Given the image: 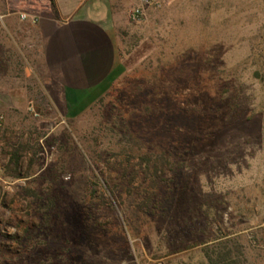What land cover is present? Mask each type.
Listing matches in <instances>:
<instances>
[{"label": "rangeland", "instance_id": "1", "mask_svg": "<svg viewBox=\"0 0 264 264\" xmlns=\"http://www.w3.org/2000/svg\"><path fill=\"white\" fill-rule=\"evenodd\" d=\"M137 5L82 113L4 99L0 264H264V0Z\"/></svg>", "mask_w": 264, "mask_h": 264}, {"label": "crops", "instance_id": "2", "mask_svg": "<svg viewBox=\"0 0 264 264\" xmlns=\"http://www.w3.org/2000/svg\"><path fill=\"white\" fill-rule=\"evenodd\" d=\"M138 3L0 0V108L33 82L43 92L57 91L68 115L86 110L110 87L117 66L115 28ZM14 82L21 85H9Z\"/></svg>", "mask_w": 264, "mask_h": 264}, {"label": "trees", "instance_id": "3", "mask_svg": "<svg viewBox=\"0 0 264 264\" xmlns=\"http://www.w3.org/2000/svg\"><path fill=\"white\" fill-rule=\"evenodd\" d=\"M160 155L165 156V153L161 151ZM15 159L17 160L16 157ZM143 161L144 160H142V162ZM139 165H141V163ZM144 165L145 169H148V160H146V163H144ZM226 245L227 243L225 244V246ZM234 249H232L230 246H228L227 248L224 247V251L220 253L216 259L208 257V264H260L258 262L259 258L249 259V254L245 251L244 248L240 247Z\"/></svg>", "mask_w": 264, "mask_h": 264}, {"label": "built area", "instance_id": "4", "mask_svg": "<svg viewBox=\"0 0 264 264\" xmlns=\"http://www.w3.org/2000/svg\"><path fill=\"white\" fill-rule=\"evenodd\" d=\"M162 0H142V3L144 5H148V4H151V3H156V4H159ZM142 15V8L141 7H138V8H135L134 10H132L130 12V19L131 20H138L139 17ZM21 18L23 19L24 16L21 15Z\"/></svg>", "mask_w": 264, "mask_h": 264}]
</instances>
